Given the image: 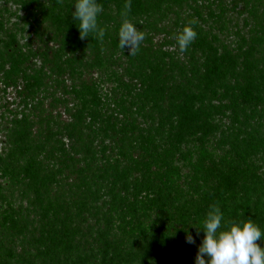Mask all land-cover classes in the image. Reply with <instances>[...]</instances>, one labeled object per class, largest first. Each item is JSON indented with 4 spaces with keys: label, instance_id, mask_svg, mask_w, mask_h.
Segmentation results:
<instances>
[{
    "label": "trees",
    "instance_id": "16d2710c",
    "mask_svg": "<svg viewBox=\"0 0 264 264\" xmlns=\"http://www.w3.org/2000/svg\"><path fill=\"white\" fill-rule=\"evenodd\" d=\"M13 1L0 264H194L211 205L264 231V0H130L126 17L128 0H98L103 40L80 38L75 0Z\"/></svg>",
    "mask_w": 264,
    "mask_h": 264
},
{
    "label": "clouds",
    "instance_id": "9594fccd",
    "mask_svg": "<svg viewBox=\"0 0 264 264\" xmlns=\"http://www.w3.org/2000/svg\"><path fill=\"white\" fill-rule=\"evenodd\" d=\"M75 11L72 12L73 22L78 21L77 27L81 39L89 38L93 34L96 38L103 40L105 31L98 24V16L102 6L98 0H75L73 4ZM72 7V8H73ZM124 17L131 10L130 0L125 3ZM197 21L193 19L189 25H185L174 36L176 45L183 53L196 40L197 32L193 25ZM119 39L123 47L129 48L138 45L143 36L138 34L137 28L126 18L123 20ZM224 214L220 207L211 205L203 220V227L196 228V235L203 232V240L198 247L194 264H264V247L257 241L262 240L264 231L251 219L240 222H224ZM186 232V242L195 244L192 234Z\"/></svg>",
    "mask_w": 264,
    "mask_h": 264
},
{
    "label": "rangeland",
    "instance_id": "374dc122",
    "mask_svg": "<svg viewBox=\"0 0 264 264\" xmlns=\"http://www.w3.org/2000/svg\"><path fill=\"white\" fill-rule=\"evenodd\" d=\"M19 7L14 3L13 0H2L0 1V10H1V14L4 16V20L6 21V23H8V25L12 26L13 24L17 23V25L20 26V28L26 29L27 30V26L24 22L21 21V19H19L17 16H21V13L19 12ZM23 36L25 38H27L28 33L24 32ZM21 41L24 42V38L22 37ZM2 93V92H1ZM3 92V95L1 96L2 98H10L11 100L15 99L14 97H11V95H8V92L5 93ZM15 95V94H14ZM18 102H21L20 99L17 100Z\"/></svg>",
    "mask_w": 264,
    "mask_h": 264
}]
</instances>
